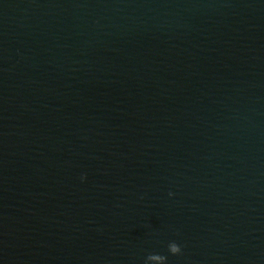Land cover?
I'll return each mask as SVG.
<instances>
[{
	"label": "clouds",
	"instance_id": "obj_1",
	"mask_svg": "<svg viewBox=\"0 0 264 264\" xmlns=\"http://www.w3.org/2000/svg\"><path fill=\"white\" fill-rule=\"evenodd\" d=\"M82 179H84V177H82ZM169 195L171 196L172 193H169ZM168 251L172 255H180L182 253V248L178 243L173 241L168 244ZM149 261H159L161 264H166L167 256L160 254H149L146 257L145 264H149Z\"/></svg>",
	"mask_w": 264,
	"mask_h": 264
}]
</instances>
